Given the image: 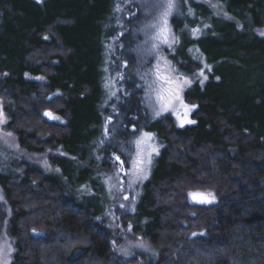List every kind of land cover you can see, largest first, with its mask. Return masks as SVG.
<instances>
[{
	"label": "trees",
	"instance_id": "1",
	"mask_svg": "<svg viewBox=\"0 0 264 264\" xmlns=\"http://www.w3.org/2000/svg\"><path fill=\"white\" fill-rule=\"evenodd\" d=\"M213 1L231 19L216 20L194 2L195 25L209 26L170 56L188 72L195 46L213 64L203 86L184 91L196 106L193 123L176 127L165 115L143 127L163 145L132 227L157 250L153 264H264V38L254 32L264 27V0ZM116 4L0 0L4 128L27 153L49 150L59 169L21 163L20 172H0L7 206L5 215L0 204V223L14 247L9 264L138 262L113 250L97 199L75 194L92 174L88 158L103 123V66ZM180 22L179 30L186 25ZM193 190L212 191L217 202L192 204L186 192Z\"/></svg>",
	"mask_w": 264,
	"mask_h": 264
},
{
	"label": "rangeland",
	"instance_id": "2",
	"mask_svg": "<svg viewBox=\"0 0 264 264\" xmlns=\"http://www.w3.org/2000/svg\"><path fill=\"white\" fill-rule=\"evenodd\" d=\"M168 2L117 0L111 21L117 29L105 48V97L101 106L103 123L88 158L92 162L89 181L94 183L84 184V189L75 192L76 196L82 194L97 199L98 221L111 234L113 250L126 259L135 257L137 264H153L157 260V250L140 239L132 227L143 185L150 178L154 160L163 147L155 134L145 131L143 127L165 115L173 119L176 127L192 124L188 121H193L191 114L196 106L185 101L184 91L193 84L203 86L208 80L205 71L211 72L213 68V64L195 46L194 49L189 48L192 55L195 50V55L192 56L188 72L173 66L170 56L177 53L185 41L201 37L209 26V21H205L202 27L195 25L200 19L195 15L194 2L206 4L216 20H221V17L231 19L223 7L213 0H172L174 7L167 16L168 39L165 43L156 37ZM181 19H185L186 25L179 30ZM175 20H179L178 23H174ZM254 32L264 38V27L254 29ZM173 93H178L179 99L172 98ZM46 116L53 121H62L55 115L52 116L58 119ZM6 123L0 101V172H6L11 167L14 173L20 172L21 163H29L46 173L58 172L59 169L48 161L49 150L38 154L18 148L14 135L4 128ZM55 153L71 158L60 151ZM193 193L203 194L207 202H201L199 196L193 198L190 195ZM187 198L197 205L217 202L212 191H188ZM0 204L6 215L7 206L1 190ZM2 213L0 209V220H3ZM13 250V240L7 235L5 221H2L0 264L10 263Z\"/></svg>",
	"mask_w": 264,
	"mask_h": 264
},
{
	"label": "snow or ice",
	"instance_id": "3",
	"mask_svg": "<svg viewBox=\"0 0 264 264\" xmlns=\"http://www.w3.org/2000/svg\"><path fill=\"white\" fill-rule=\"evenodd\" d=\"M174 7V4L172 3V0H169L168 5H167V9L165 10V12L162 14L161 16V20H160V24L158 25L159 31L157 34V39L163 41V42H167L168 39V29H167V16L170 14V10ZM153 27H157V26H153ZM201 75H203V73H201ZM186 83H190V82H186ZM171 91V90H170ZM172 98H176L179 99L178 97V93H173L172 94ZM161 99H165L164 97H162ZM182 104V101H181ZM184 107H187L186 105ZM45 115H48L50 118L52 119H58L57 117L52 116L51 113H46ZM189 123H192L193 121H188ZM139 163H143L142 161H140ZM193 196V198L196 197H201V202H207L204 197L203 194H198V193H193L190 194ZM211 195V194H208Z\"/></svg>",
	"mask_w": 264,
	"mask_h": 264
}]
</instances>
